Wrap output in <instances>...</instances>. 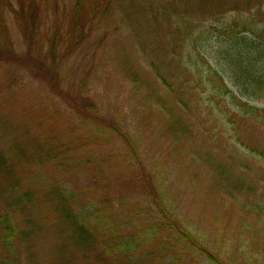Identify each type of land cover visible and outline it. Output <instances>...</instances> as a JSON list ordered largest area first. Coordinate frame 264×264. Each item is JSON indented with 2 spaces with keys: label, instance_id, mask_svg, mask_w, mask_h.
Returning <instances> with one entry per match:
<instances>
[{
  "label": "trees",
  "instance_id": "trees-1",
  "mask_svg": "<svg viewBox=\"0 0 264 264\" xmlns=\"http://www.w3.org/2000/svg\"><path fill=\"white\" fill-rule=\"evenodd\" d=\"M83 2L77 0L76 3L77 9L70 25L73 35L81 36L92 22V10L85 16L87 19H82ZM14 11L21 21V12L16 9ZM150 11L155 12V7L152 6ZM136 12L132 7L131 12L124 13L123 18H130ZM155 18L158 19L157 15ZM184 28L174 24L173 31L166 35L167 48L161 46L159 50H162L164 60H161V54L153 59L167 66L165 70L160 69L158 78L163 91L175 99L173 114L167 117L168 112L165 111L172 107L164 105L160 94L154 97L157 90L152 88V92L148 93L146 87L140 93L143 88L140 82L146 83V80L141 72L129 71L130 83L140 86L136 90L133 87V93L138 94L133 96L143 105V112L156 113L159 109L161 114L164 113L162 128L157 135L159 140L153 145L151 138L143 133L139 140L138 136L132 138L129 135L124 140L126 134H121L120 129L127 124L125 118L121 117L113 123L99 117L97 107L90 106L87 101L86 92L92 85L89 77H85L82 83L83 98L61 115L66 118L64 124H61L56 114L58 104H50L46 99L45 102L32 100L26 109L19 111V123L4 120L3 127L10 129L13 142L7 150L0 142V264L201 262L205 256L202 247L207 245L199 233L191 230L190 222L179 213L180 204L175 191L168 184L169 178L184 168L168 163L173 157L177 161L184 160L187 156L183 150L192 156L189 147L184 146L183 142L197 136L210 142L225 137L218 130L219 121L213 108L207 114L204 111L193 112V116L187 113L189 105L184 87H191V82L187 80H191L189 74H193V92H209L211 97L205 100L223 115L222 121L229 127L233 140L245 147L252 157L264 161V147L260 144V138L264 135V105L260 107L249 102L257 100L264 104V41H260L262 34L248 20L234 21L223 43L227 62L230 61L232 65L230 74H226V71H218L210 63L194 31L193 45L188 46L189 31ZM30 48L25 58L16 53L0 5V63L6 61L10 66L36 62L37 53ZM56 50L57 47L47 52L53 57L52 53ZM189 56L193 57L191 66L186 63ZM60 66L61 63L54 57L48 68L56 73ZM231 69H234V73ZM225 75H231L229 82L237 87V93L232 90ZM157 102L162 105L156 106ZM201 105L207 106L200 101L197 109ZM87 110L90 111L89 115H85ZM192 117L195 120L193 126L188 122ZM143 123L140 121L135 127L132 123L129 126L135 128L133 132H137L138 128L141 129L139 132L148 130ZM90 126L96 129L92 137L87 135ZM82 127L86 128L84 133L88 145L91 141V147L78 151L81 140L76 134ZM84 133L81 132L82 135ZM163 139H168L171 146L161 147V150L154 148ZM122 141L128 146L123 147L127 150L128 160H122L117 151ZM156 150L159 157L153 155ZM202 152L199 158L205 160L204 164L210 167V175H214L213 187H218L222 180H229V187L223 184L227 187L224 194L229 195L235 203L242 202L244 208L264 214V198L259 191L253 190L251 183L242 180V171L235 172L226 162L223 164L214 160L212 153H207L205 148ZM79 154L86 156L85 166L90 167L93 174L103 175L102 172L116 165L120 169L117 176L120 181L141 179L147 190L144 191L145 202L134 203L130 194L120 191L102 192V195L95 198L87 191L64 188L62 183L66 181L65 175L72 176L78 172L77 164L74 167L73 164L79 161ZM246 165L249 166L248 163ZM136 171L137 177L133 175ZM34 175L36 182L32 179ZM79 180L77 174L76 181ZM242 195L247 196L244 201L240 199ZM47 243H51L48 249ZM46 250L47 256L44 255ZM209 256L213 262L220 264L215 256Z\"/></svg>",
  "mask_w": 264,
  "mask_h": 264
},
{
  "label": "rangeland",
  "instance_id": "rangeland-1",
  "mask_svg": "<svg viewBox=\"0 0 264 264\" xmlns=\"http://www.w3.org/2000/svg\"><path fill=\"white\" fill-rule=\"evenodd\" d=\"M83 1L82 19H87L85 16L89 10H92L93 18L85 32L78 36L73 35L70 30L77 9V0H0L1 11L12 35L16 53L19 57L25 58L24 55L30 46L38 58L36 62L28 64L22 62L9 66L6 61L0 63V142L4 149L7 150L13 142L10 129L3 127L5 119L17 124L21 118L18 115L19 111L26 109L32 100L45 102L46 99L50 104L53 102L58 104L56 114L61 124H64L66 118L61 115L83 98L82 83L85 77H89L92 82V90L87 89L86 92L88 104L97 107L99 117L113 123L121 117L125 118L127 124L120 129L121 134H126L124 140L127 139V135L132 138L138 136L139 140L143 133L151 138L153 145L159 140L157 135L162 128L164 113L161 114L159 109L156 113L143 112V105L133 96L138 95L133 91L140 86L135 84L133 86L130 83L129 71H139L143 74L147 84L140 82L143 87L140 93L146 87L148 93L152 92V88L157 90L154 97L160 94L164 105L172 107L171 110H164L168 112L167 117L174 113L175 99L163 91V85L158 78L160 69L165 70L167 66L160 64L158 59L153 61L160 54L161 60H164V54L159 50L161 46L167 48L166 35L173 31L174 24L188 29L190 38L188 46L193 45L194 31L195 38L200 40L202 52L210 63L218 71H226V74H230L232 65L230 61L227 62L223 43L224 37H228L229 26L234 21L248 20L256 31L262 34L260 41H264V0ZM152 6L155 7V12L150 11ZM132 7L137 12L130 18H123L124 13L131 12ZM15 9L21 12V21L18 20ZM104 13L106 15L103 18ZM29 37L32 39L30 42ZM55 47L57 50L55 53L51 52L54 55L52 57L47 51ZM54 57L61 63L56 73L48 68ZM192 62L193 57L189 56L186 63L191 66ZM231 71L234 73V69ZM189 75L191 80L187 81L191 82V87L188 89L183 86L186 90L185 99L189 105L186 108L187 113L193 116V112L204 111L207 114V111L213 108L214 115L219 121L218 130L225 137L217 141L212 139L210 142L197 136L183 142L184 146L189 147L192 156H188L187 151L183 150L187 156L184 160L177 161L173 157L168 163L184 168L179 173H174L168 184L172 191H175L180 204L179 213L190 222L191 230L199 233L207 245L202 247L205 256L199 264H218L212 261L209 254L215 256L220 264H264V214L260 215L255 210L244 208L242 202L235 203L229 195L224 194L223 191H227L226 188L229 187V180H222L218 187H213L214 175H210V167L204 164L205 160L199 158V155L203 154L202 149L205 148L207 153H212L214 160L223 164L226 162L235 172L242 171V180L251 183L253 190L259 191L262 198L264 161L252 157L245 147L233 140L229 127L222 121L223 115L217 111L218 108L205 100L206 97H211L209 92L203 94L193 92V74ZM225 78L231 88L238 92L237 87L229 82L231 75H225ZM51 82L53 84H50ZM200 101L207 106L201 105L200 109H197ZM249 102L260 107L264 105L257 100ZM158 105L162 103L157 102L156 106ZM88 112L90 111L87 110L85 115H89ZM140 121H144L143 124L148 130L139 132L141 129L136 128L137 132L136 130L133 132L135 128L129 125L132 123L135 127ZM193 121H195L193 117L188 120L192 126ZM80 124L83 125L82 119ZM91 127L88 128L89 137H92L96 130ZM85 129L82 127L76 134L81 140L79 143L81 148L78 151L91 147L90 140L88 145ZM240 129H243L242 126ZM260 141L264 147L263 134ZM118 146L117 151L122 156L121 159L128 160L127 150L123 149L128 146L123 141ZM154 146L161 150V147H170L171 144L168 139H163L158 146ZM153 155L160 156L157 150ZM85 158L86 156L79 154V161L73 164V167L77 164L78 172L72 176L65 175L66 181L62 183L64 188L87 191L95 198L102 195V192L120 191L123 194H130L134 203L145 202L144 191L147 190L144 189L141 179L120 181L117 178L120 169H117L116 165L102 172L103 175L93 174L91 168L85 166ZM128 171L130 172V167ZM137 173L136 171L133 175L137 177ZM77 174L80 177L79 181H76ZM45 177L49 178L47 175ZM32 179L36 182L35 175ZM26 183L29 185L27 180ZM223 184L227 187L225 188ZM245 198L247 196H240L242 201ZM200 227L202 230H199ZM50 244L47 243V249ZM47 253L48 250L44 255L47 256Z\"/></svg>",
  "mask_w": 264,
  "mask_h": 264
}]
</instances>
